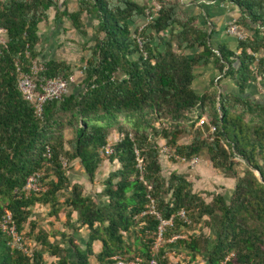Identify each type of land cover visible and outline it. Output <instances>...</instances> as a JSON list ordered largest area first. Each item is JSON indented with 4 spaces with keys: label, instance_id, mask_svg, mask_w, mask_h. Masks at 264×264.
<instances>
[{
    "label": "trees",
    "instance_id": "16d2710c",
    "mask_svg": "<svg viewBox=\"0 0 264 264\" xmlns=\"http://www.w3.org/2000/svg\"><path fill=\"white\" fill-rule=\"evenodd\" d=\"M208 1L227 2L238 9L234 24L245 37L236 40L233 50L226 44L213 49L207 30L196 25V17L174 0H154L152 6L131 0H74L73 11L65 0H0L4 31L0 43V215L7 209L16 232L21 235L27 224L31 237L35 229L30 221L32 206L48 205L52 215L64 206L66 221L76 213L80 226L88 231L83 249L72 245L75 256L70 260L38 230L35 241L57 258L50 264H89L96 242L100 251L95 259L110 264L115 255H129L124 235L130 233L140 245L138 255L148 259L159 224L149 213L150 206L159 219L172 223L162 234L159 264H167L166 252L173 247L203 253L205 264H264V0ZM52 12L54 20L65 18L70 30L83 36L85 21H94V39L89 56L80 59L83 65L78 70L84 68L81 90L71 91L69 82L67 94L59 102L45 103L39 119L16 90L15 69L27 72L31 62L39 60L38 30ZM145 12L149 19L140 28ZM191 48L199 52L191 57L182 53ZM41 59L37 77L69 81L75 73L62 60ZM208 63L221 79L231 82L234 92L219 91L213 81L203 94L193 91L196 67ZM256 85L260 86L259 100L253 99L257 94H249V88ZM195 107L197 116H205L215 131L206 141L196 129L190 143L179 144L195 124L187 123V114ZM157 121L159 128L154 126ZM203 129L208 131L207 125ZM65 130L71 133L68 141L63 137ZM112 132L121 138L111 145L112 153L105 159L118 167L103 181L100 195L104 201L98 204L83 195L80 184L72 183L60 160H78L92 181L104 160L99 152ZM158 138L181 160L205 152L212 168L234 180L228 197L215 194L205 202L193 192L185 175L171 172L164 177ZM46 153L50 156L47 171L53 176L46 191L18 197L15 191L43 166ZM135 154L142 163L141 179ZM63 194L67 195L58 203ZM197 224L212 235L180 238L182 230ZM174 236L178 238L169 241ZM0 264L46 263L40 252L26 254L11 248L0 230Z\"/></svg>",
    "mask_w": 264,
    "mask_h": 264
},
{
    "label": "crops",
    "instance_id": "0c3cea01",
    "mask_svg": "<svg viewBox=\"0 0 264 264\" xmlns=\"http://www.w3.org/2000/svg\"><path fill=\"white\" fill-rule=\"evenodd\" d=\"M131 1L139 5H147V6H152L155 3L154 0H131ZM174 1H177L179 4L183 5L184 10L187 12L189 16L196 17V25L203 27L204 29L207 30L209 34V43L213 49H215L218 45H221V44H226L232 50L235 48L236 39L225 33V27L229 23L234 22L240 15L238 9L235 6L227 2L208 1V0H174ZM65 2L67 1L65 0ZM73 10L74 8L69 11H73ZM47 23L50 24L51 26L56 27V31H54V34H52V38H51L52 40L49 43V48H51V51L53 50L55 52L54 53L52 52V55H53L52 57H43L41 53H40V57L44 59L62 60L73 68L72 63L74 61L80 62L81 57L79 55H76L77 53L72 54L68 52L66 46L62 45V43L69 42V43L74 44L78 42L76 36L74 35L78 33H76L73 30H70L69 24L65 18L61 20L59 19L54 20L53 12L49 16L48 21L45 24ZM62 24H65V25L61 29L60 26ZM43 25L44 24H41L39 29ZM92 27H93L92 23L85 21L84 29L86 31V35H89V32L92 31ZM63 33L68 34V37L66 38V42H63V40H59L57 38L58 34H63ZM78 43H81V42H78ZM41 46L43 47V40L40 41V46H39L40 52L42 50ZM61 46L63 47L64 50H62L63 56L60 58L57 55H59L58 48H60ZM197 52H199V50H197L196 48L184 49L182 51V53L187 57H191ZM74 72L75 73H73L70 78L69 89L71 91H76V90L80 91L82 87L81 86L82 76L77 75L76 71ZM77 72L79 74V71ZM211 81H213L214 85L215 84L218 85L219 91L221 92H234V88L232 87L231 82L228 81L227 79H221V76L216 73L214 66L211 63H208L206 65H199L198 67H196L194 71V79L192 81L191 88L193 89L195 93L201 95L207 90H209ZM249 90L251 91L253 90L254 94H257L255 87H250ZM158 145L160 146L159 143ZM105 163L108 164V168H107L108 171L106 174H108L109 172L113 171L115 168L118 167L116 163H109L107 160H103L101 164L99 165L98 169L96 170L95 174L99 172L100 168L104 166ZM68 166H69L68 176L70 177V180L72 181V183L81 184L79 180L82 179V181H84L85 184L89 185V188L97 187L96 182L94 181V178L92 179V181L87 180L84 174V171L81 165L79 164L78 160H73L69 162ZM174 168L175 167H172L170 172H175ZM76 179H79V180H76ZM227 180H230V178L227 177ZM230 181H231V185L227 188L228 191H231L234 185V180L231 179ZM100 193L94 196L87 195V197L93 198L96 202H98V204H100L104 201ZM66 195L67 194H63V196L61 195L59 197H62L64 200V197ZM63 200L62 201L58 200V203H62ZM30 211H31L30 219L32 221H34L36 224L38 223L45 224L44 228L46 227L45 228L46 232L49 233V235L45 237V240L52 246H58L61 250H64L65 257H67L70 260L74 259L75 255H74L72 245H74L75 247L79 249L84 248L85 243L88 238V231L85 230V227L80 226V223L77 220L76 213H72L69 217V220L66 221V213L68 209L64 206L60 207L58 212L55 215L51 214V210L48 205L43 206L41 204H36L31 207ZM129 236H132L134 240L136 239V236L134 235V233H130ZM124 237L126 238L127 244L129 245V242H128L129 238H127L126 235ZM184 237L185 236H182L180 234V238H184ZM33 244L35 248L33 250H35L36 252H40L42 254L44 263L50 264V263L56 262L57 258L49 255V253L46 251L44 246H42L41 244L40 245L39 244L35 245V243ZM99 251H100V246L96 242L92 248L93 255L89 258V264H109L106 262L100 263L95 259V256L97 255ZM184 255L188 256L191 262L195 261L196 257H199L200 262L198 264H205L203 261V256H204L203 253L202 254L190 253L184 249H180L176 247H173L166 252L167 264L172 263L173 261H175V259L177 261L178 257L184 256ZM110 264H114V263L112 262Z\"/></svg>",
    "mask_w": 264,
    "mask_h": 264
},
{
    "label": "rangeland",
    "instance_id": "374dc122",
    "mask_svg": "<svg viewBox=\"0 0 264 264\" xmlns=\"http://www.w3.org/2000/svg\"><path fill=\"white\" fill-rule=\"evenodd\" d=\"M66 6L69 10L74 8V0H66ZM67 21V20H66ZM92 25L94 26L95 22H91ZM65 24H62L60 27L61 29L64 27ZM54 31H56V27L55 26H51L50 24H44L38 31V35L40 37V40H43V47L41 50V54L43 55V57H52V52L54 53L55 51H51V48H49V43L52 40V34H54ZM77 38L78 42L81 43H62V45H65L67 48V51L70 53H77L76 55H79L81 58H86L89 56V47L93 44V31L89 32V35L83 36V35H79V34H74ZM59 40H63V42H66V38L68 37L67 33H63V34H58L57 35ZM65 40V41H64ZM69 40V39H67ZM72 41V40H71ZM64 46V47H65ZM63 47L61 46L60 48H58V53L59 55H57L58 57H62L63 53H62ZM61 52V53H60ZM56 55V54H55ZM42 57H39V60H37L36 62L41 61ZM71 63V62H70ZM74 70L76 71V74L80 76V74H78L77 71L78 68L80 66H82L83 64L79 61H74L72 63ZM256 91H260L258 86H255ZM249 90V94L251 96L255 95L254 91ZM75 92H78V90H76ZM253 99L255 100H259V96L258 94L255 95L253 97ZM190 124V123H188ZM202 125L201 127L197 126V124L195 123L191 132L184 134L179 140L178 143L182 144V145H187L188 143H190L192 136L194 135V130L196 129H200L202 131V136L206 141H210V135L207 133V131H204ZM118 136V133H110L109 137L107 138V141L110 143H114L116 137ZM63 137L65 141H68L71 138V133L68 130H65L63 132ZM156 143L158 145V143L160 144L159 148L161 147H166L164 144V141H161V139H156ZM67 148V145H65ZM171 152L172 156H165L159 153V157H158V161L161 167V173L164 177H167L169 175V173H171V169L172 167H175V173L177 174H182L185 175L186 179L188 181H190L192 183V189L193 192L199 194L205 202H209L210 199L212 198V196H214L215 194H221L224 195L225 197H228L230 191L227 190V188L231 185V178L230 180H227V177L221 173L220 171L212 168L210 162L208 161L207 155L205 154V152H202L200 155L195 156V158H197V164L195 166H190L189 164H187V160H181L179 159L178 156H176V154L173 152L172 149L168 148ZM104 160H106L104 158ZM66 171H67V175H69V166L68 163L66 165ZM107 168H108V164L105 163L104 166H102L99 170V172L97 174L94 175V181L96 182L97 187L94 188H89V185L85 184L84 181H82V179H76L79 180V182L81 183L80 185L83 187V195L87 196H94V195H98L102 188H103V181L105 180V178L107 177ZM48 168L46 167L44 170V185L47 186L48 182L50 180L53 179V176L49 173V171H47ZM87 185V186H86ZM95 186V185H94ZM86 187V189H85ZM96 188V189H95ZM66 193V192H65ZM59 201H62L63 198L62 197H58ZM31 216V215H30ZM31 223L33 222L35 224V229L33 230V234L31 235V237H29L27 235L28 232V226L27 224L24 227L23 233L22 235V240L24 243V246L27 249V252L30 254L32 251H35L33 249L34 248V244H39V242L35 241L34 236L37 235V231L40 230L42 231L45 236L49 235V233L46 232V227L44 228L45 224L42 223H38L36 224L34 221H32L30 219ZM67 228V227H66ZM68 229V228H67ZM87 230V229H85ZM69 231V230H67ZM199 233H202L206 236H210V234L212 235L211 231H209V229L205 226H203L202 224H197V225H192L191 227L184 229L181 231V235L185 236L184 238H189L192 236H196ZM125 236V235H124ZM127 238H129L128 242L130 244V249H129V255L128 256H121L124 258H128V259H132L135 257H138L140 259H143L142 257H140L138 254V249L140 248V245L138 242H135L136 240H134L132 238V236H127ZM162 241L160 243V246L162 245ZM40 245V244H39ZM159 246V247H160ZM176 261V259H175ZM173 261L170 264H198L200 262L199 257H196L195 261L191 262V260H189L188 256H181L178 257V260L175 262Z\"/></svg>",
    "mask_w": 264,
    "mask_h": 264
},
{
    "label": "built area",
    "instance_id": "2783aa9c",
    "mask_svg": "<svg viewBox=\"0 0 264 264\" xmlns=\"http://www.w3.org/2000/svg\"><path fill=\"white\" fill-rule=\"evenodd\" d=\"M158 9V6H155V10ZM148 13L145 12V18L143 20V23L141 24L140 28L146 25L148 22ZM225 33L227 35H230L234 37L236 40H243L245 37V34L240 31L234 24V22L229 23L225 27ZM3 36L4 31L0 28V43L3 42ZM140 44V42H138ZM42 70V66L40 62L32 61L29 69L27 72H23L19 67H16V90L22 97V99L26 102H28L32 108L33 113L36 118H41L42 109L45 103L50 101H61L62 98L67 94L68 92V83L69 81H66L64 79H61L59 77L56 78H44V77H37L38 73ZM84 68L79 71L80 76H83ZM188 121L187 123H196L197 126L201 127L202 125H207L208 131L207 133L209 135H212L215 131L214 126L209 125L207 122V119L205 116H197V108H193L190 110V112L187 114ZM154 126L156 128L160 127L159 122H155ZM121 138V135H118L114 142L119 140ZM211 140V138H210ZM113 143H110L107 141V144L100 150L99 155L103 158H107L111 153V145ZM159 153L162 155H165L167 157L172 156L171 152L166 147H161L159 149ZM135 160H136V168L139 171V179H141L142 175V163L141 159L138 158L137 154H135ZM45 163L41 168L31 173L24 181V184L22 187L15 191L16 195L18 197L20 196H29L31 194L35 195H41L46 191V186L44 185V170L46 167H48L47 160H49L50 156L48 153L44 154ZM62 166H66L67 162L65 159L60 160ZM187 164L190 166H195L197 164V158H191L188 160ZM149 213L154 214L158 220L159 224L157 226L156 231V238L153 242V244L150 247V257L146 260L140 259L138 257L128 259L121 257L119 255H115L111 258V261L114 264H159L157 260V253L160 246V243L162 241V234L164 232V229L166 227L171 226V220H161L159 219L158 215L154 213L152 206L149 208ZM179 217L186 221V218L184 216L183 212H179ZM187 222V221H186ZM0 230L6 235V237L10 240V247L11 248H17L21 250L23 253L29 254L27 252L26 247L24 246L22 235L18 234L15 229V225L12 221V217L10 212L7 209H3L2 213L0 215ZM178 238V236H174L169 241Z\"/></svg>",
    "mask_w": 264,
    "mask_h": 264
},
{
    "label": "water",
    "instance_id": "95a60500",
    "mask_svg": "<svg viewBox=\"0 0 264 264\" xmlns=\"http://www.w3.org/2000/svg\"><path fill=\"white\" fill-rule=\"evenodd\" d=\"M258 176V175H257ZM258 178L260 179V177L258 176Z\"/></svg>",
    "mask_w": 264,
    "mask_h": 264
}]
</instances>
